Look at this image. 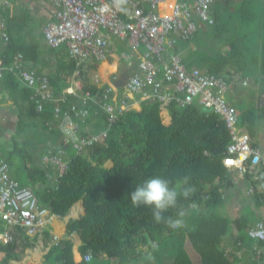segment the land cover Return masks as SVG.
<instances>
[{
    "label": "trees",
    "instance_id": "trees-1",
    "mask_svg": "<svg viewBox=\"0 0 264 264\" xmlns=\"http://www.w3.org/2000/svg\"><path fill=\"white\" fill-rule=\"evenodd\" d=\"M259 1L213 2L214 22L209 24L199 21L206 25L202 35L196 34L199 31L197 27L188 41L193 40L197 44L196 57L200 65L226 78L236 72L240 76L235 81L240 84L243 81L240 77L252 71H258L260 80L264 78V15L259 31L261 36L256 35L251 40L246 38L257 18ZM8 30H11L9 26ZM18 38L16 40L12 35V38L5 41L0 51L3 66L11 62L17 51L29 60L37 59V43H26L20 36ZM210 40L220 41L222 51L216 44L208 46L206 41ZM185 59L190 62L189 57ZM102 69L109 71V66L103 65ZM49 78L51 83L53 79L58 80V75ZM83 79L86 80L85 75ZM0 82L12 99L20 94L25 100L31 94V90L25 86L20 87L16 76L7 70L3 71ZM86 88L95 90L89 85H85ZM96 106H89L87 123L92 118L100 117L101 121L106 119L102 111L93 114L92 110ZM169 112L170 120L163 123L158 102L151 99L143 101L140 110L126 111L108 128L103 142L87 148L86 153H75L76 150L68 153L70 159L67 170L59 182L53 185L46 181L47 172L32 162L25 149L9 150L6 160L12 168L13 157L15 154L19 156L17 161L21 163L26 176V183L20 180V184L30 185L39 203L50 207L52 213L64 216L76 201L83 200L84 214L79 218H70L65 232H77L82 242L78 247L79 253L83 255L87 249H91L94 259L99 260L100 264H109L112 258L118 259L120 264H134L143 257L141 246H148L157 264H165L166 260L169 264H195L187 243L198 255L199 264H235L238 261L236 252L224 251L225 235L230 234L234 227V245L237 246L238 241L250 244L252 240L246 234L248 217L241 214L228 218L216 211L224 202L223 188L230 184L228 169L222 162L230 142L227 127L217 114H208L195 102L185 107L172 104ZM236 112L238 126L246 123L252 133L259 119L257 113L251 109L237 108ZM24 116L31 120V125H41L43 128L45 121L55 118L52 103L45 104L42 111L37 112L31 100ZM21 122L26 123L25 119ZM105 127L106 124L103 125ZM50 134L57 142L60 133L53 129ZM26 158L31 164L26 163ZM108 160L112 162L111 166L105 165ZM152 175H163L170 180L183 175L191 177L190 183L195 185L196 190L187 200H180L188 209L183 228L172 229L164 223H157L150 208L143 205L134 207L131 204L130 193L135 186ZM245 176L251 184H256L253 174L246 173ZM34 181L43 186L33 188ZM257 192V197L264 203V194ZM175 214L176 210L170 209L165 215ZM13 247V243L0 246V251L5 252L3 262H7L12 255L10 251ZM245 257L251 259L249 251ZM42 264H84V261L74 262L70 240H61L44 254Z\"/></svg>",
    "mask_w": 264,
    "mask_h": 264
},
{
    "label": "built area",
    "instance_id": "built-area-1",
    "mask_svg": "<svg viewBox=\"0 0 264 264\" xmlns=\"http://www.w3.org/2000/svg\"><path fill=\"white\" fill-rule=\"evenodd\" d=\"M52 1L57 7L56 19L43 27V37L51 47H66L77 68L75 76L88 61H100L116 53L112 38L132 49L131 54L122 52L128 62L132 61V55H137L138 59L116 105L109 101L113 90L111 85L93 92L82 90L80 81L75 79L61 93L54 95L47 77L28 68L21 53H16L7 66H3L0 59V79L4 70L19 78L30 88L37 111H41L46 102H54V112L61 117L58 126L64 141L70 143L77 153L103 142L108 128L131 109L134 97L156 100L160 113L161 109L172 104L185 107L195 102L208 114H217L227 127L230 142L222 158L224 166L239 174H253L256 184H251L248 191L257 189L264 194V154L251 136L238 126L236 108L226 97L232 78L196 66L187 67L182 62L181 51H177L178 43L189 41L196 32L197 21L214 22L212 5L215 0ZM2 38L7 40V34L2 33ZM242 84L246 81L243 80ZM69 95L75 100L69 101ZM67 101V106L62 108L61 103ZM91 104L106 113V127L96 133H85L80 124L88 119ZM42 161L50 165L58 177L66 172L67 162L60 151L46 152ZM51 216L50 208L39 204L31 187L21 186L11 177L6 158L0 152V221L5 227L0 231V242L13 241L11 230L16 228L25 230L30 237L38 234L41 242L39 230L45 228L52 233L47 227ZM246 234L254 241L249 248L250 260L264 264V218L250 223ZM52 238L54 243L58 242L56 235ZM240 244L238 241L237 246ZM140 249L148 248L141 246ZM110 264L120 263L112 258Z\"/></svg>",
    "mask_w": 264,
    "mask_h": 264
},
{
    "label": "crops",
    "instance_id": "crops-1",
    "mask_svg": "<svg viewBox=\"0 0 264 264\" xmlns=\"http://www.w3.org/2000/svg\"><path fill=\"white\" fill-rule=\"evenodd\" d=\"M56 12L57 7L52 0H3L0 3V51L5 44V41H8L12 38V35L15 39H19L20 36L23 42L26 43H37L38 46V57L36 60L34 59H27L23 55L22 52L17 51L16 53H21L24 58V63L28 68H33L39 74H43L47 77L49 84L54 92V95L59 94L62 90L72 82V80H79L82 90H85V85H89L94 87L97 92H100L104 86L111 85L113 87L111 97L109 101L116 105L117 98L121 95L124 83L130 73V71L136 66L138 61L137 55H132L133 59L131 62L135 63L133 67L130 68L131 62H128L124 56H122V52L125 50L121 49L122 42L117 40L116 38H112V46L115 48L116 53L112 56H109L100 61H88L85 65L79 70L78 75H74L75 70L77 69L75 64L69 58L67 54L66 47L64 45L58 47H51L46 44L44 37H43V27L50 21H54L56 19ZM8 26L11 30H8ZM16 28H18L16 30ZM2 33H6L8 38L4 40L2 38ZM185 44V46H181V44ZM120 44V45H119ZM208 44V41H206ZM180 45V46H179ZM211 44H208L210 46ZM124 48L128 46L124 45ZM198 48L197 44L192 40L190 42L180 41L178 43L177 51L180 52V56L182 62L187 67H199L203 70H208L206 67L199 64L197 61L196 49ZM121 49V50H119ZM119 51V52H118ZM131 51H129V54ZM127 53V52H126ZM189 57L191 64L189 61H186L185 58ZM1 59V58H0ZM187 62V63H186ZM103 65L109 66V71L103 70ZM199 65V66H197ZM84 71L86 80L83 79L82 72ZM209 71V70H208ZM211 72V71H210ZM258 72V71H257ZM257 72H250L249 75L245 74L240 77L241 80H245L246 84H240L239 82L235 81V78L240 76L238 73H234L232 77L228 78L231 79V86L229 90L226 92L229 96L228 100L234 104V100L241 101V103H248L252 102L255 103L256 109L251 108L254 113H257L259 117L258 121L254 124L253 132L251 133L248 129L246 123L241 126V128L246 131L252 138L253 143L260 149L262 154H264V78L260 80L261 77L257 76ZM58 75V80L54 81V79L50 83V78L54 75ZM222 75V74H221ZM17 81L20 83V87H24L22 81L17 78ZM230 82V80H228ZM234 82V83H233ZM251 86V87H249ZM26 87V86H25ZM58 88V89H57ZM248 88V89H247ZM3 84L0 82V152L6 158L7 155L4 154L3 150H1V146L9 152V150H13L14 148H23L27 149L26 151L29 152L32 162L34 164H38L42 167L48 174V181L49 185H53L59 182L61 177H58L56 171L52 169L50 165H46L43 163L42 158L46 152H56L60 151L62 158L67 162L70 159L68 154V150L75 151L72 145L66 141H64V136L62 131L60 130L58 123L61 119L60 115H56L54 112V102H46L52 103L53 105V113H54V120L52 121H45L44 127L41 125H31V120L24 118V112L29 107V102L31 99V94L28 99H23V97L18 94L15 97L10 98L8 92L4 90ZM30 89V88H29ZM87 89V88H86ZM90 89V88H88ZM58 90V91H57ZM92 91V88L90 89ZM93 91V92H94ZM228 93V94H227ZM12 95V94H11ZM234 99V100H233ZM68 100H75V98L71 95L68 96ZM69 101L64 102L65 106H61L65 108ZM145 100H139V98L134 97L131 99V109L140 110L141 103ZM33 102V101H32ZM34 103V102H33ZM240 103V104H241ZM44 104V105H45ZM62 104V103H61ZM35 106V105H34ZM236 106V105H235ZM159 107V106H158ZM170 107V106H169ZM168 108L161 109L162 113L159 114L161 116L162 122L164 120H170V112ZM44 108V106H43ZM238 110L250 109V108H240L236 106ZM98 109V111H97ZM35 110L37 111L36 107ZM130 110V109H129ZM42 111V110H41ZM94 115H97L100 111L105 113L99 106H96L95 109L92 110ZM128 111V110H127ZM40 112V111H37ZM125 113V112H124ZM123 113V114H124ZM122 114V115H123ZM106 115V113H105ZM121 115V116H122ZM25 119V124L21 122V120ZM105 120L101 121V118H92L90 122H83L80 124L82 128V132L85 133H96L103 128ZM40 127L43 131L41 134H35L34 140L26 139V145L20 144V141L17 140L19 133L22 135L26 129L34 130V127ZM58 131L60 133L59 139L57 142L54 141L53 135L50 134L51 130ZM59 140V143H58ZM33 142V143H31ZM30 150H34V154H31ZM83 152L86 153L84 150ZM75 153H77L75 151ZM7 161V160H6ZM30 160L26 158V163L31 164ZM110 161V160H109ZM8 163V162H7ZM112 165V162H111ZM110 165V166H111ZM9 173L12 178L18 181L20 184L19 178H17V173L13 172L14 170L8 166ZM67 170V169H66ZM12 172V173H11ZM229 177V185H226L223 188V198L226 201L227 196L233 193L234 196H237L236 199L239 200L240 197L238 189L243 190L246 195L252 196V201L255 198L256 204L252 203L254 210L256 211L257 217L255 219L249 220L247 226L254 222L255 220H259L264 218V203L261 202V199L257 197V189L253 192H249L248 189L251 185V182L244 174H239L235 170H228ZM21 185V184H20ZM40 182L34 181L33 188H41L43 184L40 186ZM21 186H29L28 184L21 185ZM33 190V189H32ZM82 199L76 201L70 209L66 212L65 215L68 216H60L57 214L52 213L50 217V222L47 224V227L52 231L49 233L47 229H41L39 236L41 237V242L38 241V234L34 237H28L25 230L21 228L12 229L11 232L14 235V239L11 242L3 243L0 242V246H6L8 244H14L13 249L10 251L12 255L8 258L7 262H3L4 258V251H0V264H42L44 260V254L49 250V248L53 244L59 243L61 240H70L72 244V253L74 262L78 263L81 261V254L78 251V247L81 245V239L77 232L73 231L70 234H66V225L70 218H79L81 215L84 214V203L81 202ZM39 202V201H38ZM40 204V203H39ZM41 205V204H40ZM45 206V205H41ZM48 207V206H46ZM241 207V205L239 206ZM50 208V207H48ZM4 224L0 221V231L4 230ZM56 235L58 238V242H53L52 236ZM235 233L233 234V236ZM231 234L225 235V242L223 245L224 251L232 253L235 251V256L238 258V261L235 264H258L253 262L245 257L247 251H249L250 246L254 243L252 240L250 244H245V242L240 241V246H236L233 244V239H229ZM248 243V242H247ZM236 246V247H235ZM148 250V249H142ZM238 252V254H237ZM151 252L144 251L142 253L143 257L138 259L134 264H142L140 260H145L147 256H149ZM152 257V256H151ZM153 258V257H152ZM118 261V259L114 258ZM154 259V258H153ZM154 261V260H153ZM119 262V261H118ZM155 262V261H154ZM154 262L145 261V264H154ZM264 262V258L262 259ZM111 261L109 262V264Z\"/></svg>",
    "mask_w": 264,
    "mask_h": 264
},
{
    "label": "clouds",
    "instance_id": "clouds-1",
    "mask_svg": "<svg viewBox=\"0 0 264 264\" xmlns=\"http://www.w3.org/2000/svg\"><path fill=\"white\" fill-rule=\"evenodd\" d=\"M191 177L183 175L170 180L163 175H152L138 183L130 193V201L134 207L141 205L151 209L152 217L157 223H164L169 228L179 229L185 226L188 209L180 200H187L194 192L195 185L190 183ZM176 210L175 216L165 215L169 210ZM84 264H92L94 257L91 249L81 256Z\"/></svg>",
    "mask_w": 264,
    "mask_h": 264
},
{
    "label": "rangeland",
    "instance_id": "rangeland-1",
    "mask_svg": "<svg viewBox=\"0 0 264 264\" xmlns=\"http://www.w3.org/2000/svg\"><path fill=\"white\" fill-rule=\"evenodd\" d=\"M263 15H264V0H260L258 2L257 18H256L255 22L253 23V27H252V30H251L252 32L251 31L250 32H247V35H246V38L248 40L254 39L256 37V35L261 36V35H259V31H261V21H262ZM196 24H197V27L199 28V31L196 34L199 35V36H201L202 35V30L205 29L204 26H206V25L204 23L199 22V21H197ZM0 41H1V39H0ZM208 44H211L212 46H215V44H216V45L219 46V49L222 51L223 45H222V43L220 41H218V40H210V41H208ZM182 45L183 44H181V46ZM120 46H121V49L125 50V52H127V53H129V51H132V49H130V48H127V47L124 48L123 44L120 45ZM121 49H119V50H121ZM138 49L140 50V52L142 51L140 47ZM197 66H199V65H197ZM130 68H131V66H130ZM249 87H251V86H249ZM227 97L229 98L228 95H227ZM240 103H241V101L234 100V105H236V106H238L240 108H250V109L253 108V109H256L255 103H252V102H248V103H244L243 102L241 104ZM164 122H168V120L165 119ZM42 132L43 131L38 126L34 127V130H29V132H28V129H26L22 135L19 133V135L17 137V140L20 141V144L26 145L25 143H26V141L28 139L31 140V141H33V142H35V140H34L35 134H37V133L38 134H41ZM25 139H26V141H24ZM33 142H31V143H33ZM1 150H3V152H4L5 155H7V150L5 148H3L2 146H1ZM30 151H31V154H34V150H30ZM69 152H71V150L68 149V153ZM15 155L16 156L13 157L14 164L11 165V167L14 170L13 172L17 173V178L21 179L22 182L26 183L25 171L22 170L21 163H19L17 161V159H18L19 156H17V154H15ZM105 165L106 166H110L111 165V161L108 160L105 163ZM238 192L240 194L239 195L240 197H238L239 200L236 199L237 196H234L233 193H232L229 196H227L226 201H224L222 204H220L216 208V211H218V213H220V214H222V215H224V216H226L228 218H235V217L243 214L246 217H248L249 220L255 219L257 217V214H256V211L254 210L253 205H252V203L256 204L255 198L253 197L254 200L252 201V196L246 195L243 190H241V189L239 190L238 189ZM240 205H241V207H239ZM194 211L195 210H192L191 212H194ZM201 211L203 213H205L204 210H201ZM68 214L65 215V217L68 216ZM234 232H235V229H234V227H232V230L230 232L231 236H229V239L230 238L231 239L234 238V236H233ZM146 248H148V246H146ZM187 249H188L191 257L193 258L195 264H199L200 263L199 262V257L191 249L189 243H187ZM144 251H147V250H144ZM151 256H152V254H150L149 256H147V258L145 260H140V262L142 264H145V261H148V262L152 261V262H154L153 261L154 259L152 258L153 256L152 257ZM164 263L165 264H169V261L166 260ZM92 264H100V261L97 260V259L96 260L94 259L93 262H92ZM154 264H157V263L154 262Z\"/></svg>",
    "mask_w": 264,
    "mask_h": 264
},
{
    "label": "water",
    "instance_id": "water-1",
    "mask_svg": "<svg viewBox=\"0 0 264 264\" xmlns=\"http://www.w3.org/2000/svg\"><path fill=\"white\" fill-rule=\"evenodd\" d=\"M82 204L84 203L83 200H81Z\"/></svg>",
    "mask_w": 264,
    "mask_h": 264
}]
</instances>
